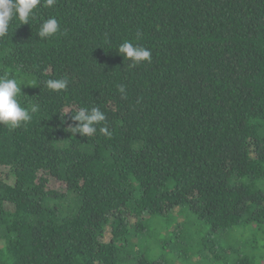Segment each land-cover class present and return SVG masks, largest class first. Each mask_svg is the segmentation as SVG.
<instances>
[{
    "label": "trees",
    "instance_id": "trees-1",
    "mask_svg": "<svg viewBox=\"0 0 264 264\" xmlns=\"http://www.w3.org/2000/svg\"><path fill=\"white\" fill-rule=\"evenodd\" d=\"M19 23L0 76L38 110L0 124V264H163L140 253L155 229L181 254L264 264V0H56ZM125 41L151 61L129 67ZM92 106L110 136L69 132L62 113Z\"/></svg>",
    "mask_w": 264,
    "mask_h": 264
},
{
    "label": "clouds",
    "instance_id": "clouds-1",
    "mask_svg": "<svg viewBox=\"0 0 264 264\" xmlns=\"http://www.w3.org/2000/svg\"><path fill=\"white\" fill-rule=\"evenodd\" d=\"M56 0H0V38L5 37L9 31L10 23L18 19L19 24H29L30 18H35V10L38 6L44 8L54 7ZM60 29L59 22L54 16L42 20L38 37L48 39L53 37ZM118 53L129 61V67H135L141 62L151 61V51L142 46L125 41L118 45ZM16 78L9 74L0 76V124L9 130L21 127L22 123L32 119V113L37 112L35 104L30 108L22 107L18 97L21 94V85ZM31 85H37L35 81ZM44 87L49 92L61 93L68 87V80L65 78L48 79ZM119 92L124 94L125 89L119 86ZM71 111L70 119L74 125L68 128L72 134H79L81 137H90L99 132L100 135L108 137L111 135L107 126L106 115L97 106L78 107L75 111L71 108L62 114ZM99 126V128L97 127Z\"/></svg>",
    "mask_w": 264,
    "mask_h": 264
},
{
    "label": "rangeland",
    "instance_id": "rangeland-1",
    "mask_svg": "<svg viewBox=\"0 0 264 264\" xmlns=\"http://www.w3.org/2000/svg\"><path fill=\"white\" fill-rule=\"evenodd\" d=\"M3 168H0V171H3ZM48 185L51 188H55L58 190H63L64 185L59 182L58 180H55L51 178L48 181ZM131 222L133 220H130ZM164 233L166 230L161 229ZM165 236H162L161 233H158L155 230L151 231L150 233H147L142 238L140 245H141V251L140 253L144 255L148 260H161L163 264H228L229 259L221 257L220 260H209L205 259L201 256H196L195 254L185 253L183 252L181 254V251H183L182 244L179 243V240L172 239L171 243L166 244V241L169 239L167 237V240L163 243L165 240ZM236 242L239 243V241L236 239ZM175 244V247H172V244ZM185 244V243H184ZM251 245V243H250ZM255 246V244H253ZM249 251L252 254H255L257 257V253L255 252V249L249 247ZM211 262V263H210Z\"/></svg>",
    "mask_w": 264,
    "mask_h": 264
}]
</instances>
